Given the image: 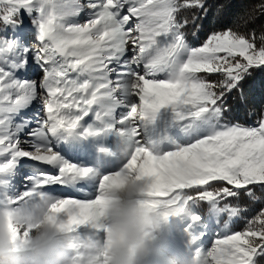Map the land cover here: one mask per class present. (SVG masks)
Masks as SVG:
<instances>
[{
    "label": "snow or ice",
    "instance_id": "snow-or-ice-1",
    "mask_svg": "<svg viewBox=\"0 0 264 264\" xmlns=\"http://www.w3.org/2000/svg\"><path fill=\"white\" fill-rule=\"evenodd\" d=\"M227 15L220 0H0V207L47 201L80 234L134 175L166 216L208 205L197 264H264V109L232 117L254 114L264 0Z\"/></svg>",
    "mask_w": 264,
    "mask_h": 264
},
{
    "label": "clouds",
    "instance_id": "clouds-1",
    "mask_svg": "<svg viewBox=\"0 0 264 264\" xmlns=\"http://www.w3.org/2000/svg\"><path fill=\"white\" fill-rule=\"evenodd\" d=\"M145 182L124 174L103 193L89 230L74 234L48 219L47 201L27 199L0 207V264H80L77 253L95 264H145L158 250L159 232L170 216L143 195ZM98 215V219L95 217ZM28 229L17 240L16 229ZM167 264H197L196 252Z\"/></svg>",
    "mask_w": 264,
    "mask_h": 264
},
{
    "label": "rangeland",
    "instance_id": "rangeland-1",
    "mask_svg": "<svg viewBox=\"0 0 264 264\" xmlns=\"http://www.w3.org/2000/svg\"><path fill=\"white\" fill-rule=\"evenodd\" d=\"M37 110H40L39 105H35ZM35 109V108H33ZM29 114H35L37 110H33ZM40 113V112H38ZM189 191V190H187ZM74 196H92V192H72ZM197 208L201 209L200 206ZM195 207L189 206L184 212L170 216L159 232V244L158 250L155 254L148 258L145 264H167V259L173 257L172 250H180L184 256L191 257L197 250L206 251L210 246L211 242L207 245L204 244L203 240L206 239L204 236H200L202 231L203 221H193V216L200 215L196 212ZM208 212H204L202 215L207 217ZM229 231H233L232 226ZM200 237L193 242V237ZM171 248L167 249V248Z\"/></svg>",
    "mask_w": 264,
    "mask_h": 264
},
{
    "label": "trees",
    "instance_id": "trees-1",
    "mask_svg": "<svg viewBox=\"0 0 264 264\" xmlns=\"http://www.w3.org/2000/svg\"><path fill=\"white\" fill-rule=\"evenodd\" d=\"M211 3H215L216 0H210ZM221 3L225 4L228 6V15L225 17V19L231 23L232 19L236 16H243L246 15L247 13L251 12L254 6H256L259 2V0H220ZM257 9V13H258ZM190 12L188 10H185L184 12L181 13L182 16H190ZM264 19V18H262ZM214 22V21H213ZM235 27V26H234ZM236 30L238 31H245L244 28L240 27L237 28ZM191 32V29H189ZM203 35H201V39H203ZM249 85H252V81L249 80ZM264 83V75H259L257 76L255 85L250 88V103L248 107L250 109L254 110L253 112L248 113L247 117H245V112L244 109H240L238 112H235L232 114V117H239L241 119V122H244V120H247V123L251 124L255 120L258 119L259 113L261 109H264V89L260 87V84ZM191 192V190H189ZM201 209H197V213L203 214L204 212H208V205L206 203H202L199 205ZM250 208H259V204L255 205H249ZM252 213H249V216ZM244 226L243 221L237 222L234 225H232L233 231L235 230H242Z\"/></svg>",
    "mask_w": 264,
    "mask_h": 264
},
{
    "label": "bare ground",
    "instance_id": "bare-ground-1",
    "mask_svg": "<svg viewBox=\"0 0 264 264\" xmlns=\"http://www.w3.org/2000/svg\"><path fill=\"white\" fill-rule=\"evenodd\" d=\"M78 19H80L81 22H83V14H82V16L79 17ZM33 108H35V109H33ZM33 108H32L33 110H37V109H38L37 107H33ZM32 109L30 110V112H32ZM38 112H40V110H37V111H36V114H34V115H33V114H30V115L35 116V115H37V114H40V113H38ZM79 193H80V192H79ZM92 193H94V192H92ZM66 194H68V195H72V192H68V193H66ZM197 209H199V208H197ZM197 209H196V210H197ZM203 242H204L205 245H207V244L210 243V240L206 238V239L203 240ZM167 249L172 250V249L169 248V247H168ZM171 254H172V256H173L174 258H176L177 260H179L181 257L184 256L180 250H172Z\"/></svg>",
    "mask_w": 264,
    "mask_h": 264
}]
</instances>
